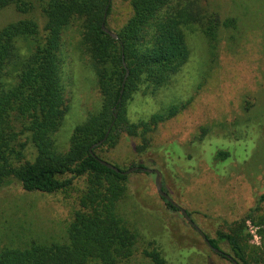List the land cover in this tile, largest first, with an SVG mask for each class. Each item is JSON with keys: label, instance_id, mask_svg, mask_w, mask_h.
<instances>
[{"label": "rangeland", "instance_id": "1", "mask_svg": "<svg viewBox=\"0 0 264 264\" xmlns=\"http://www.w3.org/2000/svg\"><path fill=\"white\" fill-rule=\"evenodd\" d=\"M131 1L112 0L107 21L112 32H121L132 18ZM34 4L27 15L14 5L5 8L0 29L30 19L43 31L47 21L41 4ZM183 10L196 17L194 23L181 26L188 61L156 95L147 94L145 87L133 94L127 121L138 124L175 104L186 103V109L148 133L145 149L141 135L121 126L115 132L116 144L95 152L125 171L133 165L158 169L165 192L190 213L206 236L216 238L218 232L234 230L250 263L264 264V0H174L158 21ZM214 18L221 23L234 20L235 26L221 25L211 48L205 30ZM84 26V19L75 17L62 37L66 103L53 139L64 149L75 128L102 105ZM218 151L230 153L231 159L216 172L213 156ZM25 154L33 163L37 151L29 144ZM128 178L118 213L122 224L136 234L137 243L133 256L123 264H159L154 255L161 264H233L207 247L180 209L174 212L167 206L157 193L155 174L132 172ZM87 186V177L82 176L53 194L27 192L15 179L1 187L0 253L67 244L69 228L84 210ZM220 247L232 255L228 245Z\"/></svg>", "mask_w": 264, "mask_h": 264}, {"label": "trees", "instance_id": "2", "mask_svg": "<svg viewBox=\"0 0 264 264\" xmlns=\"http://www.w3.org/2000/svg\"><path fill=\"white\" fill-rule=\"evenodd\" d=\"M173 1L132 0L133 16L115 40L102 29L106 11V26L112 11L110 0H0V15L11 5L21 14H30L37 2L47 21L43 31L30 19L0 29V188L15 179L27 192L53 194L82 176L88 181L84 210L75 216L67 244L5 249L0 253V264H123L133 256L137 236L122 224L118 213L128 175L119 167L120 172H116L101 163L103 159L95 152L101 146L93 153L90 149L110 129L103 145H115V132L121 126H127L134 136L141 135L145 149L148 133L186 109V103L175 104L138 124L127 121L132 95L143 87L147 94L156 95L189 59L181 26L194 23L196 17L183 10L178 16L170 14L158 21ZM75 17L84 19V41L91 53L102 105L75 128L70 145L64 149L56 145L53 136L62 125L66 103L61 80L62 37ZM221 25L234 27L235 21L211 20L205 30L211 48ZM20 45L24 47L20 49ZM29 144L37 151L33 163L25 154ZM229 159L230 153L218 151L213 156L214 170L219 172L220 164ZM207 238L220 255L226 257L220 247L225 243L234 260L251 264L241 236L234 230ZM153 257L161 264L158 256Z\"/></svg>", "mask_w": 264, "mask_h": 264}, {"label": "water", "instance_id": "3", "mask_svg": "<svg viewBox=\"0 0 264 264\" xmlns=\"http://www.w3.org/2000/svg\"><path fill=\"white\" fill-rule=\"evenodd\" d=\"M112 0H110L111 2ZM106 19H107V11L105 13V19H104V23L102 25V29L105 33H107L109 36H111L113 39L115 40H118L119 37L116 33L112 32L110 29L107 28L106 26ZM129 75V72H127V76ZM127 78V77H126ZM125 82H126V79H125ZM125 82H124V85H123V88H122V91H121V94L124 93V89H125ZM117 117V115H115V118ZM111 130V129H110ZM110 130L108 131L106 137L102 140V141H99L97 144L93 145L92 148L90 149L91 153H93L94 149L99 147V146H102L105 141L107 140L108 138V135L110 134ZM101 163L103 165H105L106 167H108L109 169H112L116 172H120V169L118 167H116L115 165L105 161V160H101ZM136 171H142V172H145V173H148V174H155V185H156V190H157V193L159 194V196L162 198V199H165L167 202L171 203L172 205L176 206L178 209H180L182 215L184 216L185 220L189 223V225H191L198 233H200V235L202 236V238L204 239L206 245L209 247V249H211L212 251H214V253H217V254H220L221 252L214 248L210 242H209V239L207 238V236L202 232V230L194 223V221L192 220L191 216L189 215L188 211H186L185 209L183 208H180L173 200L172 198L170 197V195L165 192L164 190V186H163V178H162V173L158 170V169H149V168H145V167H133L132 169L128 170V171H125L123 173L125 174H130L132 172H136ZM227 259H229L230 261H232L233 264H240L238 263L236 260L233 259L232 256L230 255H226Z\"/></svg>", "mask_w": 264, "mask_h": 264}]
</instances>
